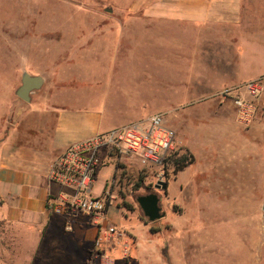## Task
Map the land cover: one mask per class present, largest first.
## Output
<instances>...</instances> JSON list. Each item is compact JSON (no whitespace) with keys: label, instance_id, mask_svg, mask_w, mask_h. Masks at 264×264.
<instances>
[{"label":"rangeland","instance_id":"rangeland-1","mask_svg":"<svg viewBox=\"0 0 264 264\" xmlns=\"http://www.w3.org/2000/svg\"><path fill=\"white\" fill-rule=\"evenodd\" d=\"M130 3L0 0V156L7 140L17 147L37 128H51V108L90 106L106 114L110 109L111 127L163 112L178 137L196 147L198 160L183 144L181 153L188 150L192 163L178 172L170 164L164 179L168 187L157 189L155 168L116 161L102 152L92 193L110 191L109 219L138 239L128 235L127 257L121 244L104 252L116 264H181L182 258L191 264H264V89L251 122L235 126L232 100L217 95L222 88H195L190 70L198 68L180 57L193 53L181 39L192 44L194 34L135 29L145 23L120 15ZM247 59H241L247 79L264 73L261 62ZM24 72L45 79L31 101L17 95ZM247 146L251 157L236 156L232 177L228 170L222 174L220 164L233 158L229 152ZM151 192L160 196L166 212L154 221L137 202L139 195ZM2 213L0 207V264L26 262L12 247L13 229L3 223ZM91 243L83 244L90 248Z\"/></svg>","mask_w":264,"mask_h":264},{"label":"crops","instance_id":"crops-1","mask_svg":"<svg viewBox=\"0 0 264 264\" xmlns=\"http://www.w3.org/2000/svg\"><path fill=\"white\" fill-rule=\"evenodd\" d=\"M130 1L129 7L122 9L120 15L131 16L145 23L134 26L135 29L148 34L151 30L176 28L179 32L194 34L193 45L180 38L186 43L183 45L185 48L189 45L193 49L191 56L181 54L180 57L183 59L185 56L184 59L191 66L198 68L190 71L193 73L191 81L199 90L211 92L215 88L253 80L243 74V55L247 56V61L252 58L264 66V0ZM163 70L166 72L165 67ZM261 76L264 73L255 79ZM213 79L223 83L216 85ZM51 109V128H37L35 134H28L27 139L17 147L7 139L3 145L0 156L1 217L3 223L13 229L9 236L11 243H14L12 247L19 251L20 257L27 259L21 264H100L99 253L104 249L94 246L99 229L83 215L68 218L50 210L48 197L57 193L60 187L49 180L48 174L53 161L70 143L111 128V111L109 109L106 114L104 108L90 106ZM239 123L247 124L237 115L235 126ZM181 140L198 160L196 147L186 139ZM229 153L233 158L227 159V164L221 163L218 168L222 174L228 170L227 174L232 177L233 170L230 169L235 157L249 158L252 152L247 146L246 150L233 149ZM110 215L108 211V217ZM68 222L72 225L71 231L66 229ZM118 229L125 232L124 239L127 241L129 237L138 240L124 228ZM89 240L92 245L87 248L83 243ZM121 241L118 240L115 245L109 244L107 250L121 244ZM182 250L178 252L181 258ZM129 252L125 255L122 248L123 256L127 257ZM173 255L170 251L169 256ZM107 256L116 264L114 257ZM34 257L38 258V263H32ZM183 263L191 264L182 258Z\"/></svg>","mask_w":264,"mask_h":264},{"label":"built area","instance_id":"built-area-1","mask_svg":"<svg viewBox=\"0 0 264 264\" xmlns=\"http://www.w3.org/2000/svg\"><path fill=\"white\" fill-rule=\"evenodd\" d=\"M264 89L261 78L226 86L218 91L222 99H231L238 118L249 123L257 112V99ZM183 142L167 121L163 112L127 124L113 126L84 139L70 143L52 163L48 178L60 190L48 197V206L55 214L68 218L76 215L87 217L90 224L99 229L94 240L95 247L108 248L122 240L123 252L127 255L129 244L125 232L118 229L108 217L112 194L103 190L92 193L97 172L103 162L102 152L113 160L137 164L143 168H155L157 180L170 175L172 157L181 153ZM67 230H72L70 222ZM100 264H113L105 252H100Z\"/></svg>","mask_w":264,"mask_h":264},{"label":"water","instance_id":"water-1","mask_svg":"<svg viewBox=\"0 0 264 264\" xmlns=\"http://www.w3.org/2000/svg\"><path fill=\"white\" fill-rule=\"evenodd\" d=\"M109 10L111 11V9ZM44 82L45 79L43 76L31 75L28 72H24L22 76V85L17 89V95L25 101H31L32 93L35 90L40 89ZM167 187L168 182L165 180H158L155 185V188L157 189H166ZM160 201V196L155 192L141 194L137 197L138 204L150 221L165 216L166 212L162 210Z\"/></svg>","mask_w":264,"mask_h":264},{"label":"trees","instance_id":"trees-1","mask_svg":"<svg viewBox=\"0 0 264 264\" xmlns=\"http://www.w3.org/2000/svg\"><path fill=\"white\" fill-rule=\"evenodd\" d=\"M192 157L189 154V151L186 150V152L182 153H176L173 157L172 160L170 161L171 164L176 165V172L183 170L185 167H187L189 164L192 163ZM142 181V178L140 179ZM141 182L139 185L141 186Z\"/></svg>","mask_w":264,"mask_h":264}]
</instances>
